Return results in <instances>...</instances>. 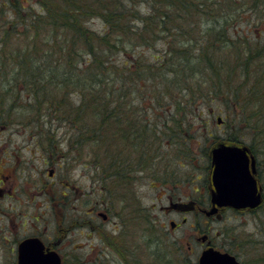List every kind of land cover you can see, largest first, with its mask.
I'll return each instance as SVG.
<instances>
[{"label": "trees", "instance_id": "obj_1", "mask_svg": "<svg viewBox=\"0 0 264 264\" xmlns=\"http://www.w3.org/2000/svg\"><path fill=\"white\" fill-rule=\"evenodd\" d=\"M39 6L25 16L17 7L23 43L1 51L0 65L17 67L8 73L17 87L11 96L36 114L33 129L44 123L54 137L56 125L64 128L65 146L87 148L101 182L124 184L146 167L154 180L176 182L178 168L194 166L191 132L204 108L222 115L224 143L252 149L257 136L264 145V0Z\"/></svg>", "mask_w": 264, "mask_h": 264}, {"label": "rangeland", "instance_id": "obj_2", "mask_svg": "<svg viewBox=\"0 0 264 264\" xmlns=\"http://www.w3.org/2000/svg\"><path fill=\"white\" fill-rule=\"evenodd\" d=\"M39 3L40 0H0V52L9 49L14 51L23 43L15 34L23 29L20 25L16 26L17 21L21 22L18 20L17 7L23 8L21 13L25 16L34 12V9L39 10ZM89 25L96 27L100 23L93 21ZM16 70L17 67L10 64L0 65V107L2 126H5L0 134L4 147L0 154V173L2 176H12L0 184L2 235L10 237L12 232L18 230L19 233L33 232L47 239L57 235L58 227L82 226L83 228L72 233L73 243L76 241L75 245L83 246L81 250L75 251L81 258H85L90 250L95 253L99 248L109 254L105 243L117 237L114 239L119 245L140 258L141 264H181L182 257L176 256L175 252L178 248L186 252L187 242L196 243V239L202 237L194 229L198 227L206 228L209 235L231 253L236 241L243 243L247 250L254 248L257 264H264V203L252 214L224 210L206 218L199 212L200 208H209L211 167L208 155L211 148L224 143L222 137L227 134L225 125L217 120L222 115L219 116L213 108L217 105L215 102L213 112L209 110L213 114L207 115L204 108L201 120L196 122V127L191 132L196 137L188 157L193 159L194 166L182 165L178 168L174 178L176 182L171 183V179L164 180L165 182L154 180L150 177L151 169L146 167L143 173L141 169L134 171L133 179L124 184L108 185L101 182L100 174L85 160L87 148L84 151L74 148L75 152H72L65 146L67 133L64 128L58 130L56 125L54 137L44 132L42 147L38 144L37 135L32 136L27 143L24 142L25 137L30 134L28 131L23 132L21 126H33L34 121L30 120L36 114L27 113L24 104H17L11 96L16 94L17 87L13 81L10 82L8 73ZM7 87L10 90H5ZM153 118V124H161L159 116ZM30 130L33 131V128ZM152 139L154 138H150L149 142ZM253 141L251 151L257 162L256 177L264 198V145L260 144L257 136ZM16 149L17 160L11 154L10 158L5 156ZM181 149L184 147L175 148L171 152L178 154V150L180 154ZM165 152L164 150L163 153ZM158 155L157 153L154 159H159ZM50 170H53L52 175H49ZM11 183L12 191L8 194L6 188ZM96 209L97 212H105L108 218L103 220ZM11 215L13 223L8 222ZM172 221L180 227L172 230ZM116 225L123 226L120 233L114 230ZM68 246L71 248L72 244ZM88 257L90 256L86 258ZM86 258L82 264H88ZM104 262L112 264L109 260Z\"/></svg>", "mask_w": 264, "mask_h": 264}, {"label": "flooded vegetation", "instance_id": "obj_3", "mask_svg": "<svg viewBox=\"0 0 264 264\" xmlns=\"http://www.w3.org/2000/svg\"><path fill=\"white\" fill-rule=\"evenodd\" d=\"M11 117V116H10ZM29 121V120H28ZM32 121V120H30ZM3 122H2V116H1V107H0V134H1V129L5 126H2ZM46 124L41 123L40 124V128L42 126H45ZM21 127H23V132L28 131V133L30 135H28L27 137H25L24 142L27 143V141L34 135H37L38 137V144L42 147V145L44 146V135L42 136V133L44 134V130L43 129H38L36 130V133H34V129L33 131L30 130V128H33L32 125H27L24 124ZM3 140L0 141V154L2 153V150L4 149V147H2ZM12 155L13 158H15L16 160L18 159V150H14L13 152L9 151V154L7 153L5 156H7V158H10V156ZM250 155L253 156L255 158L256 161V157L254 155V152L251 151L250 149ZM21 162V160L18 162V164ZM2 165V159L0 160V166ZM257 165V162H256ZM53 174V170L49 171V175ZM9 177H12L11 175L9 176H2L0 173V184H2V182L5 179H8ZM18 178V175L17 177ZM12 183L10 185H8V187L6 188V192H11L12 191ZM9 194V193H8ZM0 196H2V192L0 191ZM9 198H12L11 195L8 196ZM209 207V204L208 206ZM204 209V208H203ZM202 208L199 209V212L201 213ZM224 210H230L233 211L235 213L238 214H252L253 211L251 210H231V209H224ZM222 210V211H224ZM97 212V209L95 210ZM189 211H194V210H189ZM98 216H100L101 214H104L105 216V220L108 218L107 214L104 212H97ZM197 213V212H196ZM16 218V217H15ZM14 221V219H12V215L10 216V220L8 222H12ZM76 223H78V221H75ZM206 222V221H205ZM2 215H0V264H19V260H20V256H21V244L23 242H25L26 240L29 239H33V238H37L44 246L43 252L47 253V252H51L54 251L58 254V256L60 257L61 260V264H66V263H71V264H82V262L85 260V258L89 255L90 257L86 258V260L88 261V264H104L106 262V260L111 261L112 264H132L134 262V264H141V260L140 258H138L134 253H130V251H128V249L126 247H121L119 245V243L114 239L117 237H114L112 240L108 241V242H104L106 249L108 250L109 254H105L103 252V250L101 248H99L98 250H95V253H91L92 251L90 250V254L88 253L86 255L85 258H81L77 252V250H81L82 249V245L81 244H77L75 245L76 241L73 243V236L72 233L74 230L78 229V228H83L82 226L80 227H76L74 225H67L66 227H58V233L57 235H53L51 237H47V239H44L43 237H41V235L39 234H34L33 232L31 234H27L24 231L22 233H19L18 230H16L15 232L11 233V236H6L5 234L2 235L1 232V228H2ZM13 223V222H12ZM24 225V224H23ZM16 226L18 228V222L16 221ZM12 227V226H11ZM180 226L176 224V226L174 228H172V230L178 229ZM123 229L122 225H116L114 230H117L118 233L121 232V230ZM196 229V231H198L199 233L202 234L201 238H197L196 239V243L195 242H187L186 243V252L181 250L180 248H178L176 250V256H180L182 258H180V263L181 264H199V258L202 254V252L208 248H213L215 250H219L221 252H228L229 254L233 255L235 257V260L237 262V264H257L256 261V257H254V248H249L248 250L244 247L243 243L239 242H235L234 246L235 249L233 250V252H229L224 250L223 248V244L217 243V240H214L213 237H211V235H209V233L206 231V228H194ZM88 234H90L88 232ZM89 238V237H88ZM192 240L194 239V237H191ZM190 238V239H191ZM158 240V239H157ZM10 241H12L10 243ZM68 244H72V247L70 248L68 246ZM156 244H158V242L156 241ZM196 244V245H194ZM111 255V258H110ZM117 258H116V257ZM116 258V259H115ZM131 259V261H130ZM109 264V263H106ZM175 264V262H174Z\"/></svg>", "mask_w": 264, "mask_h": 264}, {"label": "water", "instance_id": "obj_4", "mask_svg": "<svg viewBox=\"0 0 264 264\" xmlns=\"http://www.w3.org/2000/svg\"><path fill=\"white\" fill-rule=\"evenodd\" d=\"M218 121H220L218 119ZM246 146L219 143L210 150L211 184L209 210L206 216H213L219 209H255L262 203L261 188L255 178V160L249 156ZM105 219V216L103 215ZM173 228L174 222L170 223ZM44 246L37 239L21 244L19 264H61L54 251L44 253ZM199 264H237L234 256L208 248L199 258Z\"/></svg>", "mask_w": 264, "mask_h": 264}]
</instances>
